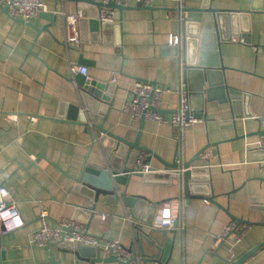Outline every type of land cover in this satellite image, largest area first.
Instances as JSON below:
<instances>
[{
	"label": "crops",
	"instance_id": "crops-1",
	"mask_svg": "<svg viewBox=\"0 0 264 264\" xmlns=\"http://www.w3.org/2000/svg\"><path fill=\"white\" fill-rule=\"evenodd\" d=\"M40 1L47 11L28 22L13 20L0 11V167L8 174L0 183L9 192L6 201L16 204L24 222L20 229L1 233V264H88L85 258L90 255L89 247L78 251L75 246L72 251H63L29 244L30 233L40 227L37 215L41 207L47 208L50 228H56L63 218L87 224L93 213L88 230L100 238L101 244L118 240L134 249L135 242L133 252L138 251L141 241L145 246V234L158 229L144 222L146 203L156 205V211L169 207L184 230L176 228L167 264L225 263L222 259L231 254L239 258L264 241V146L256 143L260 137L256 132L263 130L264 124L255 119L264 117V11L251 12L243 20L251 43L225 42L219 48L226 85L235 98L242 100L238 110L218 100L200 108L188 95L190 111L204 119L201 124L185 128L181 138L179 131L168 124L148 120L141 128L139 145L166 163L173 160L177 146L184 161L209 143L211 148L204 153L209 159L206 177L213 201L221 207L204 199H185L180 206L176 181L145 182L133 175L126 188L119 187L126 195L145 201L143 206L139 203L132 218L121 201L107 203L103 196L91 210V201L78 179L85 165L103 164L102 148L82 125L57 117L64 105H78L71 66H85L84 77L101 83H112L115 72L116 89L103 126L110 133L133 141L140 121L122 113L120 108L130 97L136 80L168 85L175 47L168 45L167 37L179 34L181 42L184 38L175 2L156 0L149 8L136 7L131 2L125 9H114L112 23L120 30L116 45L109 42L112 38L92 37L88 19L80 21L82 17L73 2ZM201 1L183 0V6L198 8ZM250 2L209 0L214 9L228 11H246ZM63 13L78 14L76 45L65 44ZM182 89L185 91L183 85ZM178 102L177 94L165 92L159 109L168 116ZM149 165L156 172L163 170L154 159ZM101 215L106 219L102 220ZM232 220L247 222L250 228L231 249L217 237ZM171 236L168 233L167 238ZM100 253L107 257L101 249ZM263 263L261 248L245 264Z\"/></svg>",
	"mask_w": 264,
	"mask_h": 264
},
{
	"label": "water",
	"instance_id": "water-1",
	"mask_svg": "<svg viewBox=\"0 0 264 264\" xmlns=\"http://www.w3.org/2000/svg\"><path fill=\"white\" fill-rule=\"evenodd\" d=\"M62 1L76 4L77 11L80 12V17H82L80 21L88 19L87 26H89L92 37L95 36L97 39L108 38V40L112 38V41L109 42L119 44V26L111 22L102 23L96 19L101 6L99 3L94 0ZM107 6L118 10L125 9L111 3ZM136 7L143 6L138 3ZM175 10L178 16L180 11ZM0 11L7 12L6 9H0ZM256 11H264V0H251L250 8L246 11L214 9L210 6L209 0H202L198 8L184 7L182 9L184 20L180 23V32L184 38L181 45L173 50L168 73L167 84L170 86L171 91L175 92L177 88H181L183 85L187 96L193 97L200 108H203V105L207 102L218 100L222 103H229L232 110H238L242 100L239 101L238 98H235L234 93L226 85L223 75L225 67L219 57V48L222 43L231 42L233 36L244 40L245 44L251 43L249 29L244 25L243 20L251 12ZM32 28L34 27L32 26ZM81 63L85 62L81 60ZM75 87L79 99L78 105H64V110L57 119L63 118L82 125L85 131L89 132L94 137V141H97L102 148L103 164L97 166L85 165L78 179L79 186L85 190V194L91 201L92 211L98 204L99 196H103L104 201L107 203L115 204L121 201L132 217L133 213L140 208V204L143 206L145 201L139 200L136 196L126 195V192L120 190L119 187L126 188L133 175L142 177L145 182L164 181L167 183L170 180L176 181L178 186L177 199L180 206H182L185 199H204L214 203L218 208L221 207L213 201L210 182L206 177V173L209 171V159L204 156V153L211 148L209 143L184 161L182 160L180 147L177 146L173 160L166 163L150 149L139 145L144 119H140L139 131L131 142L110 133L104 128L103 125L113 102V94L116 89L115 82L101 83L77 75L75 77ZM256 134L264 139V129L257 130ZM140 152L148 154L145 163L149 164L151 159H154L163 166V170L161 172L153 170V172L144 175L129 174ZM262 152L264 154V148H262ZM145 208L146 220L144 222L151 227L157 207L146 203ZM92 217L93 213L88 217L87 228H89ZM237 223L250 226L249 223L242 220H238ZM177 227L178 223L168 230L151 229L149 233L145 234V246L141 241L136 255L123 264H167L172 253ZM168 233L172 234L169 238H167ZM52 247L56 246L52 245ZM81 248L86 247H80L78 251ZM261 248H264V241L239 256V258L235 256L233 260H222L225 264H245L249 259L256 256ZM58 249L72 251V245L65 243ZM89 250L90 255L85 258L88 264H122L112 256H102L100 247H89ZM128 251L129 253L132 252L131 249H128Z\"/></svg>",
	"mask_w": 264,
	"mask_h": 264
},
{
	"label": "built area",
	"instance_id": "built-area-1",
	"mask_svg": "<svg viewBox=\"0 0 264 264\" xmlns=\"http://www.w3.org/2000/svg\"><path fill=\"white\" fill-rule=\"evenodd\" d=\"M99 3V13L97 20L102 23H112L114 9L109 8L107 5L110 3L122 8L128 7L129 3L141 4L143 7H150L156 0H94ZM175 7L180 11L177 16V22L180 24L183 22L184 17L182 13L183 0H174ZM0 9H6V15L11 19H19L24 22H28L31 18L37 17L41 12H46L45 5L40 0H0ZM65 22V44L76 45L79 42L77 19L78 14H64ZM179 34H169L167 42L170 47H177L181 45ZM244 43L242 39H231ZM87 68L85 66H71L70 77L73 79L75 85V77L77 75L85 76ZM112 82H116V73L114 72ZM171 93L169 85L165 87L157 86L151 81H134L132 88L130 89V97L126 99L120 111L127 114L135 121L144 119L145 121H153L157 124L170 125L174 129H177L180 133V138L183 135V130L187 127H191L197 124H201L204 121L203 117H197L194 115L189 108L188 96L186 92L181 88H177L175 93L179 97L177 108L170 115H164L160 112L159 106L162 95L165 93ZM260 123L264 124V117H256ZM260 147L264 146L263 137H259L256 142ZM148 154L140 152L134 162L132 171L129 174H149L153 172V168L148 163H145ZM8 174L3 171L0 167V179L6 180ZM9 192L3 184L0 183V232L9 233L13 230L20 229L24 226L23 220L17 212L16 204L13 201L7 202L9 198ZM208 202L207 200H205ZM48 212L46 207H41L37 220L40 222V227L31 232L29 235V244L36 248H46L52 245L60 247L65 243L72 245V250L75 246L77 247H90L99 248L106 256L114 257L120 263H126L132 257L136 255V245L130 248H126L118 240L116 241H105L103 244L100 243V238L91 234L86 226V223L79 222L72 218H63L58 222L56 228H50L47 223ZM153 221L151 227L168 230L172 229L173 226L178 223L177 229L180 231L184 230L183 223H179V217L172 214L171 209L163 207L156 211L153 215ZM102 220H105V215H101ZM128 222L131 223L128 218ZM250 228L249 225L239 224L237 221H230L225 225L220 235L217 237L218 241L226 242L232 249L239 244L242 237L247 233ZM128 249L132 252L129 253ZM135 253V254H134ZM234 255L231 254L228 260H233ZM225 264V263H219Z\"/></svg>",
	"mask_w": 264,
	"mask_h": 264
}]
</instances>
